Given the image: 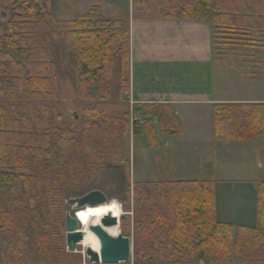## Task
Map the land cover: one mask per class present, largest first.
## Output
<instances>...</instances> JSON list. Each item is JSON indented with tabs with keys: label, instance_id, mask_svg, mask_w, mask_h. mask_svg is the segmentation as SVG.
<instances>
[{
	"label": "trees",
	"instance_id": "16d2710c",
	"mask_svg": "<svg viewBox=\"0 0 264 264\" xmlns=\"http://www.w3.org/2000/svg\"><path fill=\"white\" fill-rule=\"evenodd\" d=\"M51 3L0 0L7 12L5 19L0 15L5 102L0 106V242L5 244L0 263H81L78 258L58 261L67 252L63 239L49 231L51 213L63 223L65 192L87 188L106 164L120 163L121 140L129 127L130 108L123 97L131 64L128 18H93L96 7H91L72 18L54 19ZM132 9L142 18L209 20L215 32L264 29V0H132ZM55 38L71 55L84 104L78 131L52 106L58 100ZM116 61L117 100L111 99ZM141 114L148 115L143 130L150 146L159 143L158 130L182 133L170 104L145 103ZM140 128L136 124L134 132ZM212 128L219 141L264 140V102L215 103ZM133 184L131 230L128 214L121 218V232L132 235L133 264L264 263V180L257 185V225L252 227L217 220L212 181Z\"/></svg>",
	"mask_w": 264,
	"mask_h": 264
},
{
	"label": "rangeland",
	"instance_id": "374dc122",
	"mask_svg": "<svg viewBox=\"0 0 264 264\" xmlns=\"http://www.w3.org/2000/svg\"><path fill=\"white\" fill-rule=\"evenodd\" d=\"M77 1L78 0H72L73 3H76ZM83 1L84 0H80V6L84 4ZM86 1L89 2L90 0ZM128 2L129 4L131 3V8L129 5V11L128 9L126 10L125 6L128 5ZM100 3L101 5L93 4L89 6V9L91 7H96L95 11L92 14L93 18H98V16L100 15L112 17L118 15L119 11H121L119 12V14H123L125 12H133L132 0H101ZM62 6L67 7L65 0H52L51 14L54 19H57V15L61 13V9L64 10ZM1 8L2 7H0V10ZM111 8H118L119 11L117 12V14L107 15L108 13L114 11ZM7 10L9 11V9ZM133 16L137 17L134 12ZM130 17L128 18L129 27ZM212 29L213 35L211 46L215 58L221 60V78H226L228 74L233 71L232 68L234 67H230V62L232 64L237 63V66L242 67L238 69L241 76H244L245 74H254L253 76H251V78L259 76L260 71L258 69L260 68V66H257L256 63H260V59L262 63H264V29H252L244 34H240L236 31L231 30L219 31V29L215 32L213 26ZM52 44L53 60L55 63L58 80V100L53 103L52 106L55 110L61 113L65 123L70 129H75L78 131L81 125L84 104L79 100L78 93L75 87V71L73 68V61L71 55L65 50L63 43L59 39L55 38ZM251 51H260L261 54H258V56H252L250 55ZM241 69H244V71ZM131 70L132 68L130 64L129 90L128 92H125L123 94V97H125L128 101L130 108V115L128 118L129 127L127 133L123 135V139L121 140L122 157L120 163L109 165L106 164L103 169L93 178L87 188L83 190L66 191L65 200L63 201L64 215L66 211H70L72 213V208L67 204L68 198L83 195L90 190L99 189L105 193L108 199L115 198L122 205L123 215L119 220V232L122 231L121 218L127 214L130 218L129 227L131 230L133 226V199L136 195L133 187V179H151L150 177L155 176V174L163 172L164 164L168 165L171 162L175 163L178 166L176 168L177 171L184 170L186 171V173H184L186 175L184 176L193 177L204 176L201 173L202 169L206 170L205 174L207 176H217V173H215L214 175H210V173H207V170L213 167L217 168L218 165L221 168L219 175L229 176L233 172V164L242 165L244 162L246 164H250L252 167H255V169L258 168L259 171H264V167H259V164L264 166V141L249 142V144H243V142L239 141H219L214 139V137L212 136V107L210 108L209 106L203 104L177 105L176 109L177 112H179L178 118H180L179 121L181 120L180 123L182 122L181 135L176 136L163 134L158 130L157 138L159 143L156 146H150L148 144V139L145 131L143 130L144 125L146 124V120L148 119V115L146 116L141 114V110H143L144 104L136 103L130 94ZM118 76L119 65L116 61V63L114 64L113 75L111 79V99L115 100L118 99L119 94ZM261 79L264 80V68H262L261 71ZM1 105H5L2 89H0V106ZM22 106L23 108H25V111L27 112V115L29 117H34V112L31 111L28 106H26L25 104ZM135 108L139 109V111H135ZM194 115L198 116V123L195 120L197 118H195ZM132 116L137 119V122H135V124L133 125L132 121L134 120V118H132ZM136 124L141 127L140 133L134 132V127ZM153 124L158 126L156 116L153 117ZM182 126L185 127V130ZM164 141L167 142L168 147L171 143H182L181 145H183L185 149H168L164 146ZM255 144H257V146L259 145L260 149L245 148L248 147V145ZM157 146H159L160 148H155ZM155 153L158 154V159L157 162L155 161L156 165L154 166L153 155ZM126 209L128 211H126ZM50 223L51 229L49 231L57 234L58 237L60 236L65 244L64 219L63 223H61L51 213ZM129 236L132 238V235ZM4 247L5 244L3 242H0V254ZM65 251L67 252V254L59 255V262L66 263L71 258H78L84 261H88V258L85 255L81 254L80 245H77L75 250H67L65 246ZM132 251L133 243L131 249V258L125 264H133ZM34 256L35 258H37V260H39L36 251ZM239 261L241 260L239 259Z\"/></svg>",
	"mask_w": 264,
	"mask_h": 264
},
{
	"label": "crops",
	"instance_id": "0c3cea01",
	"mask_svg": "<svg viewBox=\"0 0 264 264\" xmlns=\"http://www.w3.org/2000/svg\"><path fill=\"white\" fill-rule=\"evenodd\" d=\"M65 2L67 7L62 6L64 10L61 9V13L57 15L59 19L71 18L84 13L90 5H101V0H90L89 2L84 0V6L79 5L80 0L76 3H73L72 0H65ZM129 5L131 8V3L128 2V5H125L128 11ZM111 9L114 11L107 15L117 14L119 11L118 8ZM123 14L127 18L132 16L130 17V63L132 68L130 94L136 103H167L173 107L178 117L179 112H177L176 106L179 104H203L213 109L215 103L264 102V80L261 79L264 63H262L261 57L259 58L260 63H256L257 66H260L259 76L254 78H251L254 74L241 76L238 69L242 67L237 66V63L230 62V67H234L233 71L222 79L221 60L215 58L211 46L213 29L209 20L142 18L133 16V12ZM258 54L261 52H250L252 56H258ZM241 70L244 71V69ZM194 116L198 123V116ZM182 127L185 130V127ZM263 141L241 140L239 142L249 144V142ZM164 144L168 149H185L181 145L182 143H171L169 147L166 141ZM245 148L260 149L257 144L248 145ZM154 155L153 165L155 166L158 154ZM163 167V172L155 174L150 177L151 179H133V183L212 181L215 188V212L218 221L230 223L233 226L252 227L257 225V185L264 180V171H259L258 168L255 169L244 162L242 165L233 164V172L229 176L219 175L221 168L218 165L217 168L213 167L207 170L210 175L217 173V176H207L206 170L202 169L201 173L204 176L193 177L184 176L186 175L184 170L177 171L178 166L175 163L164 164ZM259 167L263 168L264 166L259 164ZM0 264L7 263L3 261ZM74 264L92 263L82 260L81 263ZM233 264L264 263L239 262Z\"/></svg>",
	"mask_w": 264,
	"mask_h": 264
},
{
	"label": "water",
	"instance_id": "95a60500",
	"mask_svg": "<svg viewBox=\"0 0 264 264\" xmlns=\"http://www.w3.org/2000/svg\"><path fill=\"white\" fill-rule=\"evenodd\" d=\"M2 19L7 17L5 10H0ZM109 201L108 197L99 189L90 190L83 195L70 197L67 199V204L72 208V213L66 211L64 215V227H65V246L67 250H75L79 245V240L82 239V234L78 230V222L75 218V211L78 210V204L80 206H98L102 203ZM71 213L72 217H69ZM123 215V214H122ZM121 215V216H122ZM112 217L111 214L103 219L101 226H96L92 230L98 235V239H101V248L99 252L88 249L87 255L88 261L92 264H123L130 260L132 249V238L128 235H124L122 232L116 235L110 234L106 227L118 225L120 217ZM100 227V228H99Z\"/></svg>",
	"mask_w": 264,
	"mask_h": 264
},
{
	"label": "clouds",
	"instance_id": "9594fccd",
	"mask_svg": "<svg viewBox=\"0 0 264 264\" xmlns=\"http://www.w3.org/2000/svg\"><path fill=\"white\" fill-rule=\"evenodd\" d=\"M78 209L75 211V220L78 222L79 233L82 234V239H80V252L82 255H87V250H95L99 252L101 248V239H98V235L92 230L96 226H101L103 219L111 214L112 217H119L123 213L121 203L115 198L111 201L102 203L101 206H80L78 204ZM69 217L71 213H69ZM104 224V223H103ZM100 228V227H99ZM110 232L115 234L116 229L110 228Z\"/></svg>",
	"mask_w": 264,
	"mask_h": 264
},
{
	"label": "bare ground",
	"instance_id": "6f19581e",
	"mask_svg": "<svg viewBox=\"0 0 264 264\" xmlns=\"http://www.w3.org/2000/svg\"><path fill=\"white\" fill-rule=\"evenodd\" d=\"M112 200V199H111ZM111 200H109V201H111ZM108 202V201H107ZM98 206H101V204L100 205H98ZM87 207V206H86ZM79 210V209H78ZM110 228H115L116 229V232H115V234H113L112 232H110L109 231V229ZM106 230L110 233V234H112V235H116L117 233H119V228H118V225H114V226H109V227H106Z\"/></svg>",
	"mask_w": 264,
	"mask_h": 264
},
{
	"label": "built area",
	"instance_id": "2783aa9c",
	"mask_svg": "<svg viewBox=\"0 0 264 264\" xmlns=\"http://www.w3.org/2000/svg\"><path fill=\"white\" fill-rule=\"evenodd\" d=\"M133 116H134V115H133ZM133 116H132V118H134V120H137V119H135V117H133Z\"/></svg>",
	"mask_w": 264,
	"mask_h": 264
}]
</instances>
